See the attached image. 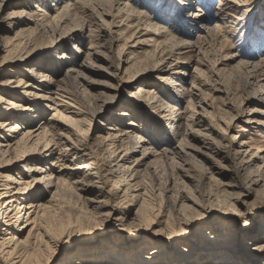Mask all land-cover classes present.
<instances>
[{"label": "rangeland", "instance_id": "1", "mask_svg": "<svg viewBox=\"0 0 264 264\" xmlns=\"http://www.w3.org/2000/svg\"><path fill=\"white\" fill-rule=\"evenodd\" d=\"M63 1L65 0H0V86L6 85L5 80L12 73L28 67L29 64L17 56L22 50L27 51L34 47L27 59L39 62L40 69L51 75L56 71L52 83L62 79L71 65L83 71V75L75 79L76 81L72 79L70 82H58L63 85L60 91H63L61 98L65 100L60 101L59 108L68 102L73 104L70 110L85 111L80 116L74 115L83 120L76 123L77 125L60 116L50 119L53 116L52 107L56 105H51L54 104L51 100L34 94L44 92V87L35 86L32 87L33 93L29 97L35 99L37 104L43 103L45 115L39 117L33 125L41 120L51 122L61 121L62 118L66 125L76 131L71 133V140L77 144L82 157L90 156L88 153L93 151L92 144L95 155L104 154L111 165L114 154L102 149L103 141L99 135L108 132L115 135L123 133L127 123L133 120L136 122L137 131L130 135H143L145 142L142 143L146 144L151 154L142 160L139 167L140 177L136 180L128 178L127 182L125 177L117 176L119 173H116L107 184L98 182V186L87 187L71 184L67 187L58 197L56 209L52 211L57 217L50 231L57 235L62 222V228L67 225L77 228L72 227L74 231L66 232L61 243H46L42 247L43 258H48L53 252L50 264H65L63 261L69 256L75 262L82 255V259L90 264L95 262L91 256H100L95 253L98 251L106 256L104 261L107 264H111L107 259L114 256V253L119 255L120 252L125 257L115 260L117 262L113 264H129V255L135 256L137 261L141 258L142 261L150 249L164 244V240L170 237L167 232L171 229L164 233L158 232L170 224L176 237L166 256L164 255L165 258H161L164 260H158L160 264H226L228 261L224 258L225 254L212 255L209 257L211 259H206L193 250L200 243L232 246L234 243L228 238L233 235L232 230L236 231L237 235L234 237L241 244V250H238L239 254L233 264H264V251L257 249L264 245V102L259 101L257 96L261 87L258 80H264V72L260 71L258 77L251 78L246 67L241 65L243 61L264 59V0H223V3L230 2L235 8L239 5V13L234 20L229 18L217 22L213 18L210 25L214 27V34L207 38L200 35L201 32L206 35L207 31L195 27L193 22L200 16L193 13L199 6H206L204 15L215 17L222 9H218V6H223L220 5L221 0H195L192 5L185 4L187 0H127L137 9L152 15L151 18L163 14L165 20L162 24L168 27L167 33L172 32L178 37L182 36L181 32L187 31L189 35H184L196 41L193 48L178 51L182 57L179 60L174 57L164 62H160L159 44L165 40L166 35H158L153 27L146 25L145 13L143 21H139L135 14H130L128 20L121 22L122 17L128 15L127 11L122 12V16L116 19L119 22L112 24V15L103 13V8L109 10L108 6H99L91 0L80 2L78 5L84 7H79V15L66 26L75 27L74 33L79 35L70 40L66 37L59 40L58 46L54 38L62 29H57L54 33L39 32L37 22L30 20L26 26L34 28L33 31L31 29L18 35L17 31L25 25L19 20L15 24L9 22L8 17L13 9L28 8L27 11H33L37 4H43L55 14V3L62 4ZM235 1L242 3L237 4ZM111 12L115 14L117 11L112 9ZM231 20L233 22H229ZM81 23L84 27L80 26ZM228 24H232L230 33L226 31L230 29V26H226ZM91 29L95 36H91ZM133 33V38L127 41ZM113 36L115 41L111 44ZM139 38L142 40L140 45L132 46L133 40ZM94 41L97 43L96 55H92V59L86 62L88 64L81 67L79 62L84 60L90 49L93 50L90 47ZM10 49L13 51L7 53ZM54 52L57 59L54 64H50L49 59ZM236 53L239 55L232 58ZM125 59L134 63L133 71L139 69L142 73L128 79L124 73L128 67V63L123 61ZM120 62L121 70H118ZM167 69L174 73L170 74L171 71L168 72ZM170 76L175 79L170 80ZM142 77L151 88L156 89L154 94L162 101H128L129 94L140 84L137 79ZM46 83L49 84L47 81ZM85 91L88 98L84 95ZM175 104L178 109H175ZM70 110L64 111L65 114L72 115ZM119 112L128 114L120 122L116 121ZM181 115H184L181 119L184 123L178 121ZM112 123H119V130H109L107 127ZM180 123L182 126H178ZM191 131L193 132L190 133ZM243 140L248 142L241 147ZM110 142L112 141H107ZM125 142L122 148L117 145L119 148L116 154H122L123 148L131 146V143ZM137 146L135 152H129V159L121 168L130 167L132 164L131 169L136 168V159L142 157L144 152L141 144ZM167 148H176L177 152L164 153ZM252 154H256L257 158L250 162V167L239 171V162ZM33 156L38 157L39 153L35 152ZM86 159H76L72 166L76 167ZM74 170L66 168L68 174L62 175L69 178V171ZM75 171L76 177L86 172L77 168ZM255 174H261V180L257 184L250 181ZM115 180H120V189L114 188L115 197L108 196L101 186L108 190L112 188ZM129 182L136 186L143 185L145 190L141 191L145 192L147 198L143 203L141 198L130 205L126 215L130 225H122L117 218L97 222L98 215L115 204L118 212L127 210L131 202L123 194ZM42 187L38 186L37 191ZM130 191L138 193V190L131 188ZM50 195L49 191L41 195L40 203L49 204ZM100 200H105L107 206L102 207ZM158 215H162V222L152 223V220H157ZM204 228L207 231L205 238L201 236ZM161 234H164V238ZM208 234L215 238L209 239ZM109 245L115 246L116 252L108 255L103 249ZM247 246L252 249V253L245 252ZM182 247L191 250L180 255ZM76 251L81 253L75 254Z\"/></svg>", "mask_w": 264, "mask_h": 264}, {"label": "bare ground", "instance_id": "2", "mask_svg": "<svg viewBox=\"0 0 264 264\" xmlns=\"http://www.w3.org/2000/svg\"><path fill=\"white\" fill-rule=\"evenodd\" d=\"M85 1L87 0H76L75 3H72L71 0H65L62 4L55 3V14L51 13L52 10H50V8H45L43 4H37V8L33 11H27L28 8H17L11 11L8 19L11 24H15V22L19 20L20 23H23L25 25V27H22L17 31L18 35H21L28 30L30 31L31 29V31H33L34 28H32L31 26H26L29 25L30 20L37 22L36 27L37 29H39V32L46 33L47 31H52L54 33L57 31V29H62L60 34H57L54 38V40L57 41L56 46H58L60 45L59 40L65 37L70 40L73 39L76 35H79V33H74L75 27L66 26L68 25V22L70 20L75 19L79 15V7H84L82 5L79 6L78 3ZM91 1L99 6L105 4V8L106 6L109 7V10L103 8V13L112 15L113 20L110 21L112 24H117V22H119L116 19L117 17L122 16V12L127 11L128 15L126 17H122L121 22L128 20L131 17L130 14H135L137 17H139V21H143V17L145 16L144 13L147 14L144 10L137 9V7L131 5L127 0ZM194 1L195 0H187L185 1V4L192 5L193 3L195 4ZM235 2L237 4L242 3L237 1ZM220 5L223 6H218V9H222L218 14H215V17L211 15H204V13L207 11L206 6H199L198 9L193 13L196 16H200L199 18H197V20H195V22H193L195 27H199L203 31H207L206 35H202V32L200 34L204 38H207L208 36L214 34V27L210 25L213 18H215V21L217 22L224 20L226 21L229 20V18L234 20L236 18L235 15L239 13V5H236L235 8L232 7L233 4L231 5L230 2L223 3V0H221ZM112 9H116L117 12L113 14L111 12ZM148 15L149 14H147L146 17V25L153 27L156 34L166 35L165 40L161 41V43L159 44L160 62L167 61L168 58L174 57L176 58L175 60H179L182 57L178 51H182L185 48H193V46L196 44V41H192V39L185 36L189 35L187 31L181 32L183 33L182 36L178 37L175 36L172 32L167 33L168 27L162 24V21L165 20L163 18V14H161V16H157V18H151L152 15ZM32 17L34 19H31ZM237 18H239V16ZM233 20L229 22H233ZM138 24L140 26V23ZM231 25L232 24L226 25L230 26V29H226V31L228 30L229 33L232 30ZM80 26L84 27V24L81 23ZM91 32V36H95L93 33V29H91ZM133 36L134 33L127 38V41H130ZM114 41L115 39L113 36V41H110L111 44ZM133 41L134 43L132 46L134 47L139 46L142 42L140 38L136 41ZM143 41H145V39H143ZM96 47L97 43L96 41H94L92 46L90 47L93 50L90 49L87 52L84 60L79 62V65L81 67H85L88 64H86V62H88V59H92L91 56L96 55ZM33 48H29L27 49V51L22 50L17 56L19 59L25 60L27 65L29 64L28 67L25 69L21 68V70L12 73V75H10L5 80L6 85L0 86V264H36V262L37 264L38 262L39 264H50L53 252L48 258H43L44 251L42 247H44L46 243H61L66 236V232L70 233L74 231L72 227L77 228L76 226H69L67 224V226L62 228V226H64V223L62 222L60 225L61 228L58 229L59 233L57 235H55L54 231H50V227L56 223L57 217V215H55V213H53L52 211L56 209L55 206L57 205L58 197L67 190V187H70L71 184H76L78 186L81 185L83 187L98 186V182L107 184V182L111 179V176L116 175V173H119L117 176H122L123 178L125 177L124 180H127V182L128 178L129 180H136L138 176L140 177L139 174L141 170L139 169V167L141 166L142 160L146 159L149 156L148 154H151L147 146H145L146 144L142 143L145 142L143 135H141L140 133H138V135H136L135 137L130 135L132 132L137 131L136 122L131 120L125 126V132L123 133H117L115 135L108 132V134L99 135V137H101L103 141V144H101V146L103 147L102 149L104 151H110L111 154H114V159L111 165L108 164L104 154L95 155L92 144L91 149H93V151L91 150V152L88 153V155L90 156L82 157L78 147L76 146L77 144L72 143L71 140V133H76V131H74V128H72L70 125H66L65 120L72 124L81 122L83 120L80 117H75L74 115L80 116V114L84 113L85 110L81 109L79 111H72L70 109L73 107V104L68 102L66 105H62V108H59V106L61 105L60 101L65 100L61 98V95H63L61 94V92L63 91H60L63 88V85L59 84L58 82H70L73 81L72 79L77 80L78 77L83 75V71L79 68L76 69V66L71 65L68 72L62 79H60L56 83H52V81H54V75L56 71L51 75L49 72L40 69L41 65L39 62H33L31 61L32 59H27L28 56L31 55V52L34 50ZM10 51L13 50H7V53H9ZM238 55V53H236L235 55L233 54L232 58ZM56 56V52L52 53L51 58H53V60H50L51 58L49 59L50 64H54L56 62ZM123 61L124 63H128V67H126L124 71V73L127 74L126 76L128 77V79L137 77L142 73V71L139 69H134L135 71L132 70L134 67V63H132L131 60L125 59ZM31 62L33 63L31 64ZM121 64L122 63L120 62V64L118 65V70H121ZM170 65H173V63ZM241 65L246 67V71H248L251 78L258 77L257 74L260 71L264 72V59H261L259 61H243L241 62ZM167 71L170 72L171 70L167 69ZM172 71L170 74L174 73ZM17 74H19L20 76H16ZM171 79H175V77L170 76V80ZM123 80L124 79L122 78V81ZM46 81L49 83L48 85H46ZM137 81L140 82V84L128 96V101L130 103H137L139 101H145L148 99H156V102L160 100L162 101V99H158L157 94H154L156 92V89L153 87L151 88L147 84L146 80L143 79V77L141 79H137ZM258 82L260 83L261 87L258 90L260 93L257 96L259 101L264 102V80H258ZM32 87H44V92H34V94L38 96L41 95L44 99H49L52 101V103H54L51 105H56V107H52L50 105L53 108V116H51L50 119L56 116H60L65 120H63L62 118L61 121L55 120L51 122L41 120L37 125H33L39 117L45 115L43 111L45 109L43 107V103L37 104L34 101L35 99H30L29 96H32L33 93ZM84 95L87 96L86 91ZM166 102L171 105L170 102ZM62 103L64 104V102ZM174 107L175 109H178L176 104L174 105ZM69 110L72 115L65 114L64 111ZM117 115L118 119L116 118V121L120 122V120H122V117L128 114L119 112ZM182 118H184V115H181L178 121H180ZM175 123H173V126H175ZM118 124L119 123H112L107 128H109V130H119ZM180 125L182 126L181 123L178 126ZM186 125L190 126L188 123ZM192 132L193 131H191L190 133ZM179 133L182 132L179 131ZM109 140H111L112 142L107 143V141ZM125 141H127V143L129 144L131 143V146L128 148H123L121 150L122 154H116L119 147L122 148L125 146ZM247 142L248 141L246 140L241 141V147H243V144ZM139 144H141L140 147H144V152L142 157L140 156L138 159H136V161H138L136 168L133 170L131 169L133 164L130 167L121 168L129 159V152H135L138 147L137 145ZM117 145H119V147H117ZM176 150V148H174V150L172 148L170 150L168 149L167 151L165 150L164 153H175L177 152ZM35 152L39 153L38 157L33 156ZM99 152L100 151H98V153ZM82 158L87 159L83 162H79L76 167L72 166L76 159L78 160ZM256 158V154L244 157L238 164V170L240 171L247 169L248 167H250V162H252ZM66 168L75 170L77 168V170H86V172H83L82 175L76 177L77 172L75 170L69 171V178H65L62 174H68ZM260 175L261 174H255V176L251 177L250 181L253 184H257L261 180ZM119 181L120 180H115L112 188L108 190H106L104 186H101L103 188V192L107 193L108 196L115 197L116 191L114 188L118 187V189H120V187L118 186ZM127 184L128 186L125 188L123 194L125 195V199L129 198L131 202L129 203V207H127V210L118 212L117 205L115 204V206L113 205L107 211H101L102 213H100V215H98L96 219L97 222H100L101 220L110 221L114 218H117L122 222V225H130V223H128V216H126L128 214V211L130 210V205L134 202L137 203L139 200H141V198L143 203V201H145L147 198H145V192L141 191L142 189H144L143 185L139 184L136 186L135 184H131V182ZM38 186L43 187L37 191ZM130 188L131 190H138V193H131ZM48 191L51 192L50 203L47 205L44 203H40V196L45 195ZM99 202H101L100 204L102 207L107 206L105 200H100ZM161 216L162 215H158L157 220H152L151 222H162L160 220ZM57 226L59 227L58 223ZM171 227L172 225L170 226V224H167V226L163 230L158 231L164 233L165 231L171 229V231L167 232L170 237L167 238V240H164V244L159 246L157 245V247H153L152 249H150L151 251L143 257L142 261L140 260L141 258L137 261L135 256L132 257V255H129V257L131 256L129 264H140V261L141 264H160L158 260H162V257L165 258V254L167 253L170 244L176 237V233ZM202 230L203 231L201 233V236L204 237L205 235H207V231L206 228ZM232 234L233 235L228 237L229 239H231V243H234L232 246L229 245V243L226 244L229 245L227 247L220 246L218 245V243H213L211 245H203L202 243H200L201 245L197 248L194 247L193 251L196 254L206 257V259H211L209 257L212 255L225 254L224 258H226L228 261L226 264H233L234 262H236V255L239 254L238 250H241V244L238 238L236 239L234 237V235H237L235 230H232ZM161 236H163L164 238V234H161ZM207 237H209V239L215 238L213 237V235H209ZM165 242L168 243V245ZM263 248L264 245L257 247V249L261 252L264 251ZM103 250L106 251L108 255L111 252H116L115 246L113 247V245L104 247ZM181 250L182 251H180L179 254L183 255L190 252L191 249L182 247ZM246 251L252 253V249L248 246L247 249H245V252ZM76 253L81 252L76 251L75 254ZM95 253L100 256H91L92 258H94L93 260L95 262L90 264H105L106 261H104V258H106V256L102 255V253H98V251ZM122 253L123 252H120L119 255L118 253H114V256L110 257V259H107V261L113 264V262H117L115 260H121V258L123 259L125 255ZM80 256L81 257L78 258V260L75 262L73 258L69 256L63 261V263L89 264L86 263L87 261L83 260L84 256ZM117 256H119V258ZM254 257L256 258L257 256L254 255Z\"/></svg>", "mask_w": 264, "mask_h": 264}]
</instances>
